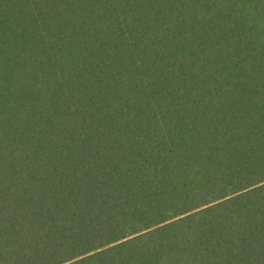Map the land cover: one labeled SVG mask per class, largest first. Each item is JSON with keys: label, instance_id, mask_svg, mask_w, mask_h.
Returning <instances> with one entry per match:
<instances>
[{"label": "trees", "instance_id": "1", "mask_svg": "<svg viewBox=\"0 0 264 264\" xmlns=\"http://www.w3.org/2000/svg\"><path fill=\"white\" fill-rule=\"evenodd\" d=\"M0 264H264V0H0Z\"/></svg>", "mask_w": 264, "mask_h": 264}]
</instances>
